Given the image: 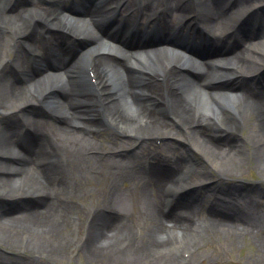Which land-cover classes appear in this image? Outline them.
Wrapping results in <instances>:
<instances>
[{
    "label": "bare ground",
    "instance_id": "1",
    "mask_svg": "<svg viewBox=\"0 0 264 264\" xmlns=\"http://www.w3.org/2000/svg\"><path fill=\"white\" fill-rule=\"evenodd\" d=\"M104 2L135 8L159 32L231 45L207 57L180 41L126 47L102 33L98 0H0V246L16 254L0 250V264H63L75 252L83 264H197L213 238L222 253L249 244L248 264H264L253 191L223 181L246 167L264 180V91L248 78L264 66V11L254 28V13L236 23L256 0ZM33 103L58 111L49 122ZM103 125L124 144L99 146ZM179 148L188 153L177 157ZM193 156L216 180L193 171ZM185 169L181 187L212 191L196 217L183 212L194 192L174 188Z\"/></svg>",
    "mask_w": 264,
    "mask_h": 264
},
{
    "label": "rangeland",
    "instance_id": "2",
    "mask_svg": "<svg viewBox=\"0 0 264 264\" xmlns=\"http://www.w3.org/2000/svg\"><path fill=\"white\" fill-rule=\"evenodd\" d=\"M122 11H124V10L123 9H120V13ZM232 22H234V18H233V21ZM247 24H248L249 27H251L252 26V21H248ZM178 38H181V37H178ZM196 61L198 63H203V61L200 60V59H198ZM215 61H217V60H215ZM193 93L194 92H192V94ZM49 104L46 105V106L44 105L45 107H43L42 108L43 110L41 109L42 110L41 111V110H39V108H37L38 105L36 103H33L32 104V110L34 111L33 114L34 115L37 114L43 120H49L50 119L49 113L52 112V111L53 112L58 111V108L57 107L53 108V107L49 106ZM100 130H101V137H100L99 140H97V143H98L99 146L104 145L105 147H108V146H117L118 144L119 145H123L124 144V142H121L123 140V138H121L122 139L121 140L117 136L118 133L115 132V130H114V128L112 126H108V127L107 126H101L100 127ZM126 140H124V141H126ZM158 144H160V141H158ZM184 150L185 149L180 148V151L176 153V156H179ZM169 156H174L172 150L169 152ZM199 161L201 162V160H199ZM200 166L201 165H199L197 167V169L200 172H207V171H209V169H206V170L204 169L205 170L204 171L203 169H201L202 167H200ZM244 170H245L244 171V175H241V176H238V177H233L232 179L223 180V181L224 182H228V183H231V182H240V183H243V184L255 185L256 186V189L258 190L256 193L258 195H260V197H261L260 200H263L264 201V182H263L264 180L261 178L260 174L257 171H255L254 169H251V167H246ZM209 174H211L210 176H212V175L215 176L216 175V173L213 170H210L209 171ZM201 179L203 180V177H201ZM253 189H254V187H253ZM200 192L201 193L198 195L197 198L203 197V199H204L205 194H206L205 191H200ZM229 195L230 196H226V197H227L228 200H231V195H233V194L229 193ZM191 197L192 196H191V193H190L189 196H188V199H190ZM186 204H187V207H190V205H188V203H186ZM189 212L190 211H188V213ZM222 242L223 241H221L220 239H217V238H213V239H210L208 241L205 240L203 242V246H201L197 250V252H196V257L198 255L199 256L200 255H203V259L200 260L202 262L199 261L197 264H210V262H213L211 260L214 259V258H216V257H218L219 254H221V258H220L219 261H217L218 264H248V262L251 263V261H248L249 258H247V257H248V255L254 254V250L252 249L251 246H249V244H246L244 242L245 245H240L238 247L232 248L230 252L227 251L225 253H222L223 252L222 251V246H223V243ZM0 250L3 251V253L5 254V256L8 257V258H14V256H16V254L13 251H9L5 247H1L0 246ZM62 262H63V264H76L77 262L78 263H81V264L84 263L83 262V259L79 258V260H78V255H77L76 252L73 253L72 260L70 262L69 261L68 262L67 261H64V259H63Z\"/></svg>",
    "mask_w": 264,
    "mask_h": 264
}]
</instances>
